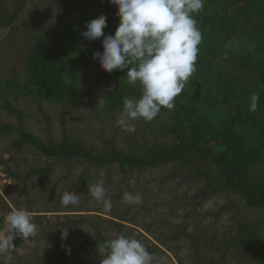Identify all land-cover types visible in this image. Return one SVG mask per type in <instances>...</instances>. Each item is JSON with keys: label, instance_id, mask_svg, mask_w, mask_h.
Segmentation results:
<instances>
[{"label": "trees", "instance_id": "1", "mask_svg": "<svg viewBox=\"0 0 264 264\" xmlns=\"http://www.w3.org/2000/svg\"><path fill=\"white\" fill-rule=\"evenodd\" d=\"M12 1L16 4V11L9 15L12 18L10 23L17 17L23 3V0ZM62 7V15L53 30L39 36L37 45L26 56V79H9L5 88L53 103H70L93 95L107 110L123 111V98L139 99L141 86L139 83L135 86L128 84L126 70L104 71L98 60L92 58L96 51H103L101 40L90 41L81 35L86 30V22L100 15L107 17L105 35H114L119 24L117 6L110 5L108 0H62ZM194 18L202 33L196 71L174 99V108H161L158 113L171 114L172 122L162 131L173 136L172 143L136 145L137 149L129 150L115 146V140L111 139L110 147L96 153L73 143L66 126L61 143L54 140L46 143L27 130L22 110L7 99L6 109L21 123L18 126L0 123V135L18 133L19 139L13 147L34 145L48 158H79L97 169L117 167L123 178L132 172L173 166L167 175L171 179L189 170L187 182H180L181 187L206 180V186L200 188L199 193L178 195V201L169 202L173 212L179 207L175 204L177 202L185 204L223 191L237 194L249 207L264 209V0H204L202 11ZM246 75L254 80L248 81ZM86 76L98 79L103 88L94 90L88 87L83 82ZM253 93L259 96L255 112L249 110ZM65 116L66 111L62 115L63 123L66 122ZM48 168L30 169L25 176L30 178ZM9 173L20 178L12 170ZM87 179L88 171H85L82 183L85 184ZM24 185L26 190L28 183L24 182ZM32 186L37 183L33 182ZM199 204L198 201L196 207ZM154 207L145 208L152 210ZM229 208L222 206L218 214ZM116 218L120 221L111 222L116 225L118 234H126L125 222L136 224L133 217ZM260 225V221L241 222L237 233L226 235L220 243L202 234H189L190 249L197 260L204 261H198L199 264H226L231 250L234 257L250 254L257 263L264 264V237ZM170 233L162 234L165 239L154 236L163 245L182 239V234ZM95 234L96 244L108 239L97 225ZM50 236L53 238L55 234ZM23 240L22 237L16 238L15 246ZM206 245H209V253L201 250ZM216 254H219L218 259H214ZM71 260L62 254L60 264Z\"/></svg>", "mask_w": 264, "mask_h": 264}, {"label": "rangeland", "instance_id": "2", "mask_svg": "<svg viewBox=\"0 0 264 264\" xmlns=\"http://www.w3.org/2000/svg\"><path fill=\"white\" fill-rule=\"evenodd\" d=\"M62 8V0H23L17 17L10 23L12 18L9 15L16 11V4L12 0H0V123L15 126L21 123L6 109L7 99L22 110L27 130L46 143L50 140L61 143L64 126L73 143L96 153L110 147L111 139L115 140V146L129 150L137 149L136 145L146 147L172 143L173 136L162 131L172 122L168 112L158 114L151 121H131L135 131L128 132L116 123L122 111L107 110L97 96H85L70 103H53L5 88L9 79H26V56L37 45L39 36L53 30L62 15ZM247 77L248 81L254 80ZM83 82L94 90L103 88L102 83L91 76L84 77ZM18 139V133L0 135V232L8 230L5 218L9 212L20 208L29 210L36 217L33 220L38 229L34 237L15 247L10 264H60L62 254L72 258L67 264H100L98 244L94 242L97 236L95 226L101 228L104 237L114 238L119 232L111 220L120 221L116 218L119 216L134 218L136 224L125 222L126 235L145 245L153 256L154 264L204 263L193 256L189 234H202L220 243L226 235L237 233L239 223L260 221L264 237V209L249 207L240 196L230 191L209 195L205 199L199 197L185 204L177 202L178 209L171 211L168 203L178 201V195H195L206 186V180L202 179L199 184L181 187L180 182H187L188 169H182L184 171L175 179L167 177L173 166L132 172L123 178L117 167L97 169L79 158H48L30 144L23 148L13 147ZM46 166L49 168L44 173L26 178L25 174L30 169ZM9 170L18 173L20 178L12 177ZM85 171H88V179L83 184L81 177ZM98 181H103L111 198L110 212H105L102 203L88 192V186ZM24 182L28 183L26 190ZM33 182L37 186H32ZM65 191L75 192L80 203L62 206L60 200ZM125 192L139 193L142 203H123ZM198 201L200 204L196 207ZM150 206L155 207L152 210L145 208ZM222 206L230 208L218 214ZM63 229L69 232L66 240L61 239ZM167 232L171 235L180 233L182 239L166 242L167 245L156 240L154 235L164 238L162 234ZM51 233L55 237L52 238ZM208 246L201 247L203 253H209ZM234 255L231 250L225 263L259 264L250 254ZM218 257L216 254L214 259ZM0 264H3V258H0Z\"/></svg>", "mask_w": 264, "mask_h": 264}, {"label": "clouds", "instance_id": "3", "mask_svg": "<svg viewBox=\"0 0 264 264\" xmlns=\"http://www.w3.org/2000/svg\"><path fill=\"white\" fill-rule=\"evenodd\" d=\"M117 6L119 24L114 35H105L107 17L100 15L86 22L81 35L90 40H101L103 51L93 53L106 72L126 70L127 82L141 86L139 99L123 98V111L116 123L124 131L134 132L131 121L153 120L161 108L173 109L174 99L184 90L196 71L202 33L195 14L202 11L204 0H108ZM102 38V39H101ZM259 96L253 93L249 110L258 109ZM88 192L103 210L110 212L112 201L103 181L88 186ZM123 203L139 205V193L125 192ZM60 203L75 206L80 198L75 192L65 191ZM7 232H0V258L10 264L15 250V239L28 240L37 233L38 226L32 213L24 208L13 209L6 216ZM68 229L61 231L66 240ZM100 264H154L145 245L124 233L98 244Z\"/></svg>", "mask_w": 264, "mask_h": 264}]
</instances>
